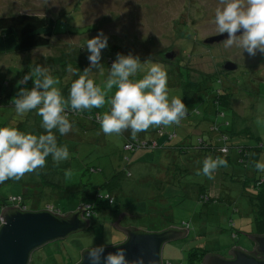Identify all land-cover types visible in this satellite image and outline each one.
<instances>
[{
	"label": "rangeland",
	"instance_id": "obj_1",
	"mask_svg": "<svg viewBox=\"0 0 264 264\" xmlns=\"http://www.w3.org/2000/svg\"><path fill=\"white\" fill-rule=\"evenodd\" d=\"M218 7H222L220 0H0V17L29 13L57 22L48 47L0 54V128L11 126L43 134L42 118L36 110L18 115L10 103L19 91L17 82L35 65L47 66L50 74L60 79L58 87L67 98L72 82L78 79L67 68L71 65L82 72L89 66L87 40L100 31L108 37V47L102 51L104 68L93 69L91 78L102 90L116 54L131 52L139 55L142 63L151 58L165 65L169 97L182 96L189 109L179 125H153L138 133L132 138L137 140L132 150L125 149L126 137H132L130 131L105 135L98 120L83 117V112H70L71 121L81 122L74 124L78 128L65 136L56 133L58 144L68 146L69 158L57 163L49 156L43 169L25 174L18 182L0 184V208L7 203L24 211L49 210L66 216L80 205L83 208L90 196L102 193L100 203L108 209L94 215L95 229L41 247L29 264H78L85 249L118 245L123 235L121 239L111 237L113 230L119 231L107 225L111 211L115 222L121 214H128L118 222L124 228L132 225L146 233L169 227L187 229L186 237L164 245L163 264H201L200 259L189 260L194 249L221 257L229 256L235 247L247 252L254 249L255 242L246 236L257 233L253 209L243 178L237 175L264 176L249 164L264 162V54L257 52L252 57L239 47L225 49L222 43L203 45L220 36L212 22ZM167 49L175 53L172 60L163 54ZM227 62L237 69L224 70ZM149 68L143 66L131 79H141ZM32 86L31 80L21 85ZM116 90L114 86L108 92L103 107L88 113L102 116L109 111L107 100ZM220 96L228 98L231 110L211 106L213 99H222ZM218 109L223 112L220 116L214 114ZM211 114L214 118L210 121ZM148 142L155 144V149L139 147ZM182 144L187 147H180ZM238 147L251 150L247 164L230 162L236 160L230 150ZM207 151L217 152L228 162L214 173V179L196 175ZM244 165L251 170L244 172L240 168ZM109 181L116 185L112 207L107 200Z\"/></svg>",
	"mask_w": 264,
	"mask_h": 264
},
{
	"label": "clouds",
	"instance_id": "obj_2",
	"mask_svg": "<svg viewBox=\"0 0 264 264\" xmlns=\"http://www.w3.org/2000/svg\"><path fill=\"white\" fill-rule=\"evenodd\" d=\"M220 4L222 7L216 9L212 22L220 35L227 34V38L221 42L223 47H239L252 57L257 52L264 54V0H220ZM86 47L89 66L82 72L71 65L67 68L70 75L78 76L72 82L67 98L58 87L60 79L54 78L47 66L35 65L17 82L19 91L10 103L18 115L36 110L42 118L44 133H25L11 126L0 128V184L8 180L18 182L25 174L43 169L49 156L57 163L68 159V146L58 144L56 133L65 136L74 130V122L69 119L70 112L80 114L103 107L108 92L114 86L117 90L107 100L109 111L102 116L97 115L105 135L119 136L130 131L135 139L138 133L147 131L153 125H179L187 116L189 109L182 101V96L169 97V78L165 65L151 58L142 63L140 56L131 52L127 55L117 53L102 90L91 77L93 69L102 71L104 68L101 64L102 51L108 47V37L100 31L87 40ZM145 65H150L147 73L141 79H131ZM29 80L33 82L31 89L21 87ZM227 164V160L221 156H206L196 175L214 179V173L220 167H227ZM254 167L264 172V162H255ZM6 216L0 211V227L7 225ZM260 247L259 242H255L256 250ZM104 252V245L87 249L88 264H145L143 255L129 261L124 248H117V251L109 252L106 256Z\"/></svg>",
	"mask_w": 264,
	"mask_h": 264
},
{
	"label": "water",
	"instance_id": "obj_3",
	"mask_svg": "<svg viewBox=\"0 0 264 264\" xmlns=\"http://www.w3.org/2000/svg\"><path fill=\"white\" fill-rule=\"evenodd\" d=\"M226 38L227 34L225 33L209 38L204 43L207 45L218 44ZM166 58L172 60L174 53L169 52ZM223 69L235 71L237 66L232 62H227ZM3 212L7 215V225L0 227V264H29L32 254L41 247L83 231L90 225V222L83 218L84 211L80 207L75 213L70 212L66 216H58L49 210L21 211L18 207L6 208ZM124 215L128 214H121L113 226L122 231L127 239L113 247H106L103 254L105 256L109 252L117 251V248H124L129 261L143 255L145 264H162L164 245L170 241L184 238L188 234L187 229L175 227H169L162 232L147 233L134 227L124 228L118 225ZM246 236L254 242H259L261 247L258 250L254 247V252L248 253L239 247L232 248L229 254L234 256L233 259L208 254L204 257L203 264H264V257L256 258L257 254H264V234ZM86 250L82 251V259L78 264H88Z\"/></svg>",
	"mask_w": 264,
	"mask_h": 264
},
{
	"label": "trees",
	"instance_id": "obj_4",
	"mask_svg": "<svg viewBox=\"0 0 264 264\" xmlns=\"http://www.w3.org/2000/svg\"><path fill=\"white\" fill-rule=\"evenodd\" d=\"M56 25L57 22L55 20H51L48 18H45L43 16L37 15V14H29V13H17L15 15H7L4 17H0V54L2 53H27L31 52L35 49H41L48 47L50 45L51 39L56 35ZM189 85H194L192 83H189ZM207 91L210 89L209 87L205 88ZM203 89L198 88V91H202ZM222 99H213V106L214 108L222 107L224 109H230L229 103H227L228 98H225L226 96H220ZM203 100V98H201ZM222 100V101H220ZM223 112L220 111L219 109L215 111V115L220 116ZM97 115L98 114H90L88 111H84L82 116L87 117V118H92L93 121L97 120ZM96 116V117H95ZM211 116V118H209ZM208 116V120H212L213 114ZM75 123H81V122H74ZM83 124V123H82ZM78 128V127H74ZM84 128V127H83ZM105 137V136H104ZM79 138V136H78ZM127 141L125 144V149L127 150H132L137 147V140H133L132 137H126ZM140 139V138H139ZM140 141V140H139ZM143 142V141H142ZM201 144H204L202 141ZM210 146H213V144L208 143ZM206 148H209L208 145H205ZM140 148L148 147L155 149V144L152 142L148 143H143L139 144ZM180 147H187V145H180ZM191 147L195 148V145H192ZM250 151V152H249ZM230 152L236 156V160H230V162L235 161L237 165L241 164V162H249L248 158L251 157L247 155L251 153V150H249L248 147H238V148H233L230 150ZM211 153H214L213 157L218 156L217 152H210L207 151L206 154L204 155V158L206 156L211 155ZM204 160V159H203ZM247 162L245 164H247ZM251 166L254 167L255 163L254 161L249 162ZM236 165V164H235ZM244 172L251 170L249 169L246 165L243 167H240ZM124 173V172H123ZM235 175V174H233ZM246 175H237L239 178H243L242 185L243 188H245V192L249 194L250 200H249V205L252 207V212L254 216V223L257 228V233L260 236L264 234V176H256V177H251L248 172H246ZM245 176V177H244ZM107 187L110 189V191L107 193V200H109V207H112L114 204V200L111 198L114 197L112 194L115 192V184L112 183V181H109L106 183ZM104 185H101L100 187H104ZM56 187H58L56 185ZM251 188L252 190L254 189V193L249 192V189ZM59 189V188H57ZM113 191V192H112ZM102 193L95 194L93 196H90L89 201L85 202L84 204L88 205L90 207V215L89 217H86L83 214V218L85 220H88L90 222L89 228L90 230H93L96 228V225L93 222V217L94 215H98V213L102 210H106L107 208H103L101 205L100 201V195ZM17 206H11V208H15ZM21 211H24L23 209L19 208ZM80 209H82V205H80ZM41 211V210H40ZM44 211V210H43ZM77 211V210H76ZM75 211V212H76ZM27 212H37V211H27ZM74 212V213H75ZM113 211L109 212L107 214V219L110 217L111 221L107 223V225L110 228H114L113 224L115 223V219L113 221ZM70 214V213H69ZM58 216H62L61 214H57ZM86 228V229H87ZM84 229V230H86ZM83 230V231H84ZM123 235L122 237H120ZM112 238H120L122 242L125 241V234L122 231H115L113 230L111 234ZM120 242V243H122ZM119 243V244H120ZM208 251H206V254L204 250H197L194 249L190 252L189 254V260H193V258L200 259L199 261L201 264H203V259L207 254ZM257 258V257H256ZM259 259V258H258ZM164 262L162 261V264Z\"/></svg>",
	"mask_w": 264,
	"mask_h": 264
},
{
	"label": "flooded vegetation",
	"instance_id": "obj_5",
	"mask_svg": "<svg viewBox=\"0 0 264 264\" xmlns=\"http://www.w3.org/2000/svg\"><path fill=\"white\" fill-rule=\"evenodd\" d=\"M215 44H217V43H215ZM203 45H207V44H205V43H203ZM214 45V44H213ZM168 50V52H163V54H168L169 52H173L174 53V51H172V49H167ZM174 57H175V53H174ZM221 73V72H220ZM220 75H222L223 76V74H220ZM221 82H222V80H221ZM206 88V87H205ZM204 88V89H205ZM210 88V87H209ZM253 235H256V234H253ZM255 247V246H254ZM244 252H246V253H248L247 251H244ZM250 252H254V249L252 250V251H250ZM256 257L257 258H262V257H264V254H257L256 255ZM223 258H225V259H233L234 258V256H232V255H229V256H226V257H223Z\"/></svg>",
	"mask_w": 264,
	"mask_h": 264
},
{
	"label": "built area",
	"instance_id": "obj_6",
	"mask_svg": "<svg viewBox=\"0 0 264 264\" xmlns=\"http://www.w3.org/2000/svg\"><path fill=\"white\" fill-rule=\"evenodd\" d=\"M82 209L84 211V215L86 217H89V215H90V207L88 205H84V207ZM50 212L53 213V214H58V213H54L52 211H50Z\"/></svg>",
	"mask_w": 264,
	"mask_h": 264
},
{
	"label": "crops",
	"instance_id": "obj_7",
	"mask_svg": "<svg viewBox=\"0 0 264 264\" xmlns=\"http://www.w3.org/2000/svg\"><path fill=\"white\" fill-rule=\"evenodd\" d=\"M6 208H11V206H8V204L6 203V206L3 207V208H0V209H2V211H3V210L6 209ZM130 227H132V225H131V226H127L126 228H130Z\"/></svg>",
	"mask_w": 264,
	"mask_h": 264
}]
</instances>
